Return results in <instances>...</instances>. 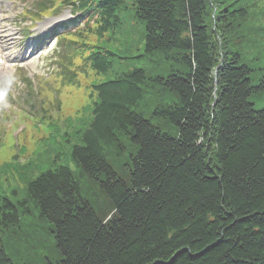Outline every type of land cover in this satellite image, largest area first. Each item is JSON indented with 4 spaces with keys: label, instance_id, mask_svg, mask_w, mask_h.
<instances>
[{
    "label": "trees",
    "instance_id": "trees-1",
    "mask_svg": "<svg viewBox=\"0 0 264 264\" xmlns=\"http://www.w3.org/2000/svg\"><path fill=\"white\" fill-rule=\"evenodd\" d=\"M79 2L99 44L79 54L112 77L69 153L34 180L13 161L25 187L0 184V264L34 213L62 255L46 264H264V0Z\"/></svg>",
    "mask_w": 264,
    "mask_h": 264
},
{
    "label": "rangeland",
    "instance_id": "rangeland-1",
    "mask_svg": "<svg viewBox=\"0 0 264 264\" xmlns=\"http://www.w3.org/2000/svg\"><path fill=\"white\" fill-rule=\"evenodd\" d=\"M19 1L24 3L27 9H32L31 14H36L39 11L36 7L42 0ZM19 1L16 0L15 5L21 6ZM8 2L9 0H0V13ZM48 2L50 7L59 4L61 0ZM15 5L3 10L1 18H5L7 22L14 21V14L9 12L16 11ZM26 21L18 22L17 27L24 28L28 24ZM84 21L85 19L76 27H70L68 31L74 32ZM88 41L90 40L85 38L76 43H68V39H60L51 49L48 50V45L44 47L42 55L36 52L27 60L25 69H14L17 75H9L10 90L6 86L2 88L1 95L4 101L3 105L1 104L2 108L0 106V184L2 183L3 187L7 181L11 186L25 187L17 178L12 179L16 172L9 169L13 161L28 166V170L33 168L27 172V177L34 180L38 174L46 171L47 167L48 169L51 167L53 160L50 159L57 150L63 148L64 152L69 153L72 145L78 143L77 134L79 130L84 129L85 125L82 122H87L84 111L93 101L91 94L94 92V86L112 77L97 74L85 64L84 58L77 51L81 50L82 44H89ZM28 43H24L23 46L26 47ZM68 47H72V50L68 51ZM68 72L75 76L72 77ZM29 74L31 81L35 82L34 88L30 89L25 85L27 82L24 84L22 82ZM71 80L77 82L72 87L68 86ZM254 103L257 110L264 108V99H261V96L255 97ZM44 125L50 129L49 133H45ZM52 136L56 143L50 141ZM110 154V159L116 162L117 170L123 173L122 157L113 151H110ZM59 163H64V159ZM89 188L91 190L87 195L99 211V215H105L109 220L114 213L109 201L99 193L95 185H90ZM21 227V232L17 230L6 235L23 246L22 250L16 252L15 242L7 244L8 255L14 264H24L23 261L46 264V258L50 261L62 260L49 227L42 224L39 226L35 213L24 220Z\"/></svg>",
    "mask_w": 264,
    "mask_h": 264
}]
</instances>
